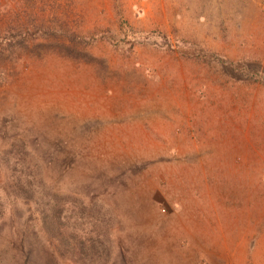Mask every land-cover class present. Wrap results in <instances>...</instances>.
Masks as SVG:
<instances>
[{"label":"rangeland","instance_id":"obj_1","mask_svg":"<svg viewBox=\"0 0 264 264\" xmlns=\"http://www.w3.org/2000/svg\"><path fill=\"white\" fill-rule=\"evenodd\" d=\"M0 264H264V0H0Z\"/></svg>","mask_w":264,"mask_h":264}]
</instances>
